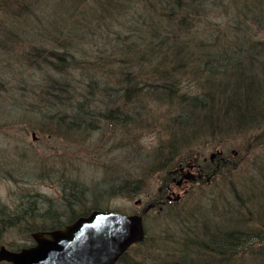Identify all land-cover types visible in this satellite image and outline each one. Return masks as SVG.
I'll return each instance as SVG.
<instances>
[{"label":"trees","instance_id":"obj_1","mask_svg":"<svg viewBox=\"0 0 264 264\" xmlns=\"http://www.w3.org/2000/svg\"><path fill=\"white\" fill-rule=\"evenodd\" d=\"M48 1L39 11L36 0H0L10 17L0 22V53L29 46L26 62L41 74L27 91L39 126L65 139L99 118L119 131L124 150L136 131H154L157 146L132 149L126 168L105 172L104 190L129 200L156 173L164 188L169 172L194 157L200 169L178 201L158 203L157 191L148 202L156 214H143L144 239L116 263L264 264V0H53V18L45 16ZM205 147L221 153L200 160ZM77 182L62 213L47 211L38 215L45 227L22 228L25 240L110 210L96 192L93 206L77 209ZM24 218L0 210V237Z\"/></svg>","mask_w":264,"mask_h":264},{"label":"rangeland","instance_id":"obj_2","mask_svg":"<svg viewBox=\"0 0 264 264\" xmlns=\"http://www.w3.org/2000/svg\"><path fill=\"white\" fill-rule=\"evenodd\" d=\"M36 1V10L43 11L47 0ZM48 3V14L45 16L53 18V0ZM31 5L34 4L29 7H32ZM39 11L36 12L39 14ZM4 14L0 13V22L9 20L7 13ZM9 49L8 52L0 53V210L9 214L19 212L25 218L20 227L2 233L1 244L12 243L13 247H17L28 242L22 228H26V225L45 227L47 220L38 215L53 209L62 213L69 191L74 190L69 188L76 185L77 181L79 189L84 192V203H74L77 209L85 210L93 206L95 201L91 199V195L96 192L98 204L102 203L103 207L110 210L122 213L142 211L156 196L157 191L160 192L164 173H156L147 179V184L140 193L129 200L104 190L107 186L105 172L113 173L115 166L123 165L126 168L125 157L132 149L137 151L141 148L140 154L152 150L159 141L156 133L146 130L138 136L136 131L133 139L128 138L132 144L126 143L127 148L124 150L122 140L119 141V131L101 124L102 120L99 118L93 119V129L65 139L53 131V126L49 127L50 129L40 127L38 120L41 112L39 108L30 106L32 101H37L27 96V91L31 85L36 84L41 75L26 62L30 59L32 48L17 46ZM19 84L26 86L25 89L18 91ZM93 106L97 112L101 109L98 102ZM203 151L200 160L208 158L214 150L205 147ZM188 182L186 189L196 184V180ZM174 190L181 196L187 191ZM166 196L167 194H164L161 199L165 201ZM69 198L71 199V195ZM136 200L140 201L135 205ZM156 211L157 207L148 213L149 217L156 214ZM30 213L35 217H27Z\"/></svg>","mask_w":264,"mask_h":264},{"label":"water","instance_id":"obj_3","mask_svg":"<svg viewBox=\"0 0 264 264\" xmlns=\"http://www.w3.org/2000/svg\"><path fill=\"white\" fill-rule=\"evenodd\" d=\"M33 139L35 136L33 135ZM220 151L209 154L212 160ZM207 158L204 157L205 161ZM196 157L185 166L169 173L183 172L181 181L196 180L200 175L190 171ZM160 190V188H159ZM185 193V192H184ZM181 195L172 193L168 202L178 201ZM136 200L134 204H138ZM161 203H165L162 201ZM156 206L147 203L141 213H122L114 210L95 209L79 216L63 228L31 232L33 244L19 250L0 245V262L9 264H115L130 246L141 242L145 236L143 214Z\"/></svg>","mask_w":264,"mask_h":264},{"label":"flooded vegetation","instance_id":"obj_4","mask_svg":"<svg viewBox=\"0 0 264 264\" xmlns=\"http://www.w3.org/2000/svg\"><path fill=\"white\" fill-rule=\"evenodd\" d=\"M190 171L192 173H194L195 175L200 173V169L196 163L194 164V166L192 168H190ZM182 174H183V172H177V173L173 174L172 177L170 178L169 184H167L164 188L162 186L160 187V192H163V194L170 195L173 192L176 193L174 189H177L178 192L180 189H182L181 192L183 190L186 191L187 190L186 186L189 183L188 180L183 179L179 185L176 183L180 178H182ZM196 180H197V178H196ZM158 198H159L158 203H161L163 201V200H161L162 195L159 196Z\"/></svg>","mask_w":264,"mask_h":264},{"label":"bare ground","instance_id":"obj_5","mask_svg":"<svg viewBox=\"0 0 264 264\" xmlns=\"http://www.w3.org/2000/svg\"><path fill=\"white\" fill-rule=\"evenodd\" d=\"M170 175L172 176L173 174L170 173ZM103 179V178H102ZM106 180V179H105ZM107 181V180H106ZM103 182V181H102ZM109 183V182H108ZM110 185V184H109ZM117 185V184H116ZM97 187V186H96ZM106 187V186H105ZM100 189V188H99ZM76 191V190H75ZM95 191V190H94ZM98 191V189H97ZM101 192V191H100ZM91 212V211H90ZM32 239V238H31ZM32 241V240H31ZM33 244V243H32ZM121 258V257H120ZM117 264V263H116Z\"/></svg>","mask_w":264,"mask_h":264}]
</instances>
